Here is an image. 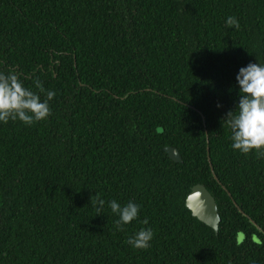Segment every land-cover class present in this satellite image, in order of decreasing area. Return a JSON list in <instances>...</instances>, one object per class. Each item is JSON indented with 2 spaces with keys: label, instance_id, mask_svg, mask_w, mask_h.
<instances>
[{
  "label": "trees",
  "instance_id": "16d2710c",
  "mask_svg": "<svg viewBox=\"0 0 264 264\" xmlns=\"http://www.w3.org/2000/svg\"><path fill=\"white\" fill-rule=\"evenodd\" d=\"M249 63L264 0H0V71L55 92L47 119L0 122V264H264V156L224 120ZM196 183L216 232L185 206ZM111 200L140 205L122 231Z\"/></svg>",
  "mask_w": 264,
  "mask_h": 264
},
{
  "label": "clouds",
  "instance_id": "9594fccd",
  "mask_svg": "<svg viewBox=\"0 0 264 264\" xmlns=\"http://www.w3.org/2000/svg\"><path fill=\"white\" fill-rule=\"evenodd\" d=\"M226 24L230 28H240L235 16H228ZM236 80L240 93L238 106L230 110L224 119L231 131V147L244 154L255 150L258 156H264V64L249 63L241 67ZM35 87L39 93H45V99L42 100L38 92L25 87L15 68L0 71V122L6 124L10 120H19L25 125H32L47 119L51 114L49 101L54 98L55 92H45L39 79H36ZM91 204L94 207L99 205L96 214H100L105 201L97 194L95 199L91 197ZM108 206L119 217L115 221L118 231L137 219L140 212V205L132 201L121 206L116 200H111ZM143 223L147 225L148 220L145 219ZM153 237V229L145 227L129 237L127 243L136 249H147Z\"/></svg>",
  "mask_w": 264,
  "mask_h": 264
},
{
  "label": "water",
  "instance_id": "95a60500",
  "mask_svg": "<svg viewBox=\"0 0 264 264\" xmlns=\"http://www.w3.org/2000/svg\"><path fill=\"white\" fill-rule=\"evenodd\" d=\"M203 124L205 123V119L203 115L200 113ZM164 151L167 153L168 157L174 162H181L180 154L177 148L173 146H165ZM208 150V148H207ZM207 156L209 160V154L207 151ZM211 172L213 177L216 179V176L212 170L210 165ZM199 195H196V194ZM185 206L190 210L191 215L196 217L198 220L211 227L215 232L217 231L218 222L220 220L217 206L214 200V197L211 193L200 183H196L191 186L189 193L185 198ZM250 222L255 225L260 231H262L259 226L250 219Z\"/></svg>",
  "mask_w": 264,
  "mask_h": 264
}]
</instances>
